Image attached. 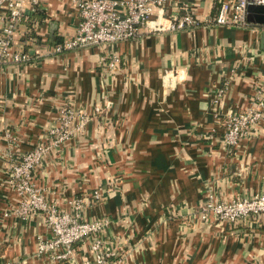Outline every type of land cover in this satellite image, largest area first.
<instances>
[{
    "label": "crops",
    "instance_id": "1",
    "mask_svg": "<svg viewBox=\"0 0 264 264\" xmlns=\"http://www.w3.org/2000/svg\"><path fill=\"white\" fill-rule=\"evenodd\" d=\"M197 8L203 18L215 13L210 0H198ZM34 18L31 60L0 66V261L69 264L36 255L37 236L50 232L43 215L3 216L18 198L6 153L19 156L44 142L65 101L89 110L107 99L112 105L102 116L35 169L48 200L65 208L72 197L104 190L81 216L108 220L103 234L121 240V264H264V218L236 225L188 220L208 193L218 200L264 193V122L228 152L219 142L218 117L249 107L264 83V28L203 22L112 46L53 52L76 27V13L62 0H44ZM110 51L121 62L105 71L101 61ZM171 69L175 78L166 76ZM166 211L174 213L169 220ZM76 248L79 261L89 256L87 241Z\"/></svg>",
    "mask_w": 264,
    "mask_h": 264
},
{
    "label": "built area",
    "instance_id": "2",
    "mask_svg": "<svg viewBox=\"0 0 264 264\" xmlns=\"http://www.w3.org/2000/svg\"><path fill=\"white\" fill-rule=\"evenodd\" d=\"M44 0H0V66L26 64L31 60L28 44L36 42L32 30L37 25L34 14ZM69 5L78 17L76 27L60 42L53 44V52H63L78 48L140 40L148 35L177 33L194 29L206 22L218 26L245 28L262 23L247 21L248 5L264 7V0H210L215 9L212 17L198 14V0H62ZM252 16L258 12L253 10ZM264 18V14H263ZM121 62L118 52H107L101 61L105 71L116 70ZM177 70H167L166 76L175 78ZM264 82V79H263ZM224 89V88H223ZM223 89H218L213 101H218ZM252 104L243 109L219 113L222 119L220 145L228 152L233 151L240 140L248 136L257 124L264 122V83L257 85ZM106 99V98H105ZM112 105L105 100L102 105L95 102L91 109L74 107L65 101L59 106L54 122L46 130L44 142L31 147L28 151L13 156L7 154L8 178L11 189L17 195L14 205L3 211L4 217L25 220L30 215H43L49 235H38L36 255H46L52 263L69 264H121L119 238L105 237L103 232L108 223L103 219H82V209L103 199L104 190H93L91 194L70 198L68 207H59L47 197V190L34 179V171L44 157L53 149L60 147L86 127L95 116H102L104 110ZM168 215L164 220L174 216ZM196 217L203 223L209 221L226 222L229 225L244 220L264 218V193L251 197H234L218 200L208 193L203 201L194 208L188 220ZM88 242L89 256L79 261L77 245ZM0 264H12L0 261Z\"/></svg>",
    "mask_w": 264,
    "mask_h": 264
},
{
    "label": "water",
    "instance_id": "3",
    "mask_svg": "<svg viewBox=\"0 0 264 264\" xmlns=\"http://www.w3.org/2000/svg\"><path fill=\"white\" fill-rule=\"evenodd\" d=\"M256 10L258 14L256 16H252L251 12ZM264 7L259 5H248L247 7V21L251 23H262L264 21L263 18ZM262 108L264 109V98L262 100Z\"/></svg>",
    "mask_w": 264,
    "mask_h": 264
},
{
    "label": "trees",
    "instance_id": "4",
    "mask_svg": "<svg viewBox=\"0 0 264 264\" xmlns=\"http://www.w3.org/2000/svg\"><path fill=\"white\" fill-rule=\"evenodd\" d=\"M169 212V211H168Z\"/></svg>",
    "mask_w": 264,
    "mask_h": 264
}]
</instances>
